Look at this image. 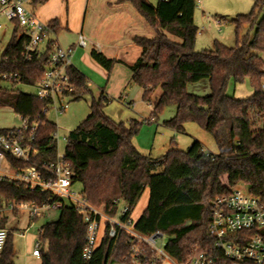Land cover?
<instances>
[{
	"label": "trees",
	"instance_id": "trees-1",
	"mask_svg": "<svg viewBox=\"0 0 264 264\" xmlns=\"http://www.w3.org/2000/svg\"><path fill=\"white\" fill-rule=\"evenodd\" d=\"M45 1L38 0L40 4ZM120 1L130 3L154 30L150 38L133 37L140 53L130 68L131 82L142 89L143 100L150 101L152 91L160 89L150 120L165 106L174 105V115L163 125L183 132L184 124L193 122L212 136L218 152L206 151L197 140L186 150L172 146L159 158L140 152L133 139L141 122L111 120L103 111L110 100L101 92L97 99H91L87 117L65 137L63 157L72 173V184H80L83 201L109 216L117 213L120 203L130 216L147 189L146 206L132 220L136 231L150 234L160 230L168 235L163 250L176 264L187 263L199 251L211 256L215 264H230L208 233L210 205L215 197L239 184L264 205V0H254L249 13L232 19L236 34L242 24L254 30L250 39L237 37L233 47L214 41L212 49L199 51L195 49L198 28L194 24L197 0H157L155 4L148 0ZM48 24L55 30L57 19ZM22 44L23 38L16 40L13 29L0 57V106L39 121L34 140L39 150L36 161L40 166L48 165L55 161L53 133L57 129L45 117L48 102L18 88L36 83L45 54L20 62ZM90 55L107 71L117 61L96 50ZM67 71L75 86L73 99L90 92L83 73L72 66ZM4 73H17L19 81L2 80ZM202 79L208 81V94L187 91L188 83ZM245 79L252 89L248 97L234 98L226 93L230 80L242 83ZM0 201L40 204L49 201V194L1 180ZM83 216L81 208L64 201L57 219L39 227V264H126L127 234L120 232L112 239L105 227L89 258L82 257L86 243ZM0 221L3 227V218ZM0 264H13L10 232Z\"/></svg>",
	"mask_w": 264,
	"mask_h": 264
},
{
	"label": "rangeland",
	"instance_id": "rangeland-1",
	"mask_svg": "<svg viewBox=\"0 0 264 264\" xmlns=\"http://www.w3.org/2000/svg\"><path fill=\"white\" fill-rule=\"evenodd\" d=\"M155 4L157 0H148ZM254 0H197L194 12V24L198 28L195 39V49H212L214 41H218L228 47H233L236 38L250 39L253 29L248 24H242L237 31L232 19L239 14H247L251 11ZM39 5V7H36ZM130 17L126 13L117 10L113 0H46L43 4L32 5L35 16L42 22L50 19H58L59 27L57 36L63 45L75 41L76 34L80 31L91 41H96L103 49L107 58L116 57L126 63H132L139 55L140 48L132 41L133 36L152 37L154 30L149 26L144 17L135 8L127 3ZM259 15L261 10L258 9ZM219 21V23H217ZM2 23L5 31L0 30V57L3 49L10 40L13 25L6 20ZM94 47L89 43L85 48H77L74 52L73 63L83 70L89 81L90 92L82 94L78 99L68 102L67 108L60 113L49 108L45 114L48 121L56 124V152L62 154L66 144L65 137L73 130L89 113V105L92 98L97 99L101 92L109 98V103L103 108L104 113L115 122L127 123L130 120L140 121L141 124L133 139L136 148L149 154L152 158H159L172 146L180 150H186L193 140L199 141L204 149L211 153H217V146L212 136L193 122L184 124V131L178 132L163 125V121L174 115L175 106H165L155 118L150 120L151 111L160 93L157 87L149 96L150 101L142 99V89L131 83V71L125 64H119L118 60L107 71L99 64L91 60V51ZM264 58V54H262ZM79 61H83L79 63ZM129 84L130 91L125 90ZM128 86V87H129ZM24 93H34L31 85H18ZM187 91L199 96L209 93L207 79L188 83ZM252 92L247 79L242 83H234L230 80L227 84L226 93L234 98L248 97ZM121 95H126L123 99ZM148 120V121H147ZM20 124V116L11 107L0 106V129H10ZM241 189L245 185L239 184ZM72 191L79 197L80 184L74 183ZM147 189L142 193L138 203L132 210L130 218L136 219L144 210L147 202ZM3 204V202H1ZM123 207L118 205V210ZM3 214L4 225L13 234L27 230V236L37 231L41 223L53 221L58 217V210H47L36 220H29L26 211H6ZM30 224V226H28ZM19 244L24 239L16 238ZM168 240L164 234L163 242ZM23 247V245H21ZM168 264V263H166Z\"/></svg>",
	"mask_w": 264,
	"mask_h": 264
},
{
	"label": "built area",
	"instance_id": "built-area-1",
	"mask_svg": "<svg viewBox=\"0 0 264 264\" xmlns=\"http://www.w3.org/2000/svg\"><path fill=\"white\" fill-rule=\"evenodd\" d=\"M38 3V0H0V30L5 31L2 21H9L13 29H16V40L23 38L20 62L29 61L33 55L45 54L42 74L33 85L34 94L38 99L47 101L49 108L60 113L67 108L75 92L67 71L72 66L71 58L75 48H85L89 43L97 50L100 46L92 43L82 32L77 34L73 47L62 46L52 27L38 19L31 9L32 5ZM1 78L6 82L19 81L17 73H4ZM38 126L39 121L20 117L17 127L0 131V181L7 180L31 190L47 192L49 201L40 204L16 201L2 204L0 201V214L4 210H24L31 218H35L44 211L58 210L64 201H70L81 208L84 214V259H88L98 246L105 227L107 236L112 239H116L120 232L127 234L128 252L123 257L126 264H162L168 260L163 250L165 242L162 231L141 234L133 228L130 216H126L125 206L117 210L114 216H109L83 201L80 194L76 196L71 189L72 173L63 153L56 152L54 163L41 166L37 163L39 150L34 140ZM53 138L57 140L56 132ZM7 232L0 226V253ZM208 233L214 238V246L230 264H264V205L247 189L243 190L236 185L227 194L212 200ZM39 254L40 243L36 241L32 255L39 258ZM181 264L215 263L206 252L199 251L187 263Z\"/></svg>",
	"mask_w": 264,
	"mask_h": 264
},
{
	"label": "crops",
	"instance_id": "crops-1",
	"mask_svg": "<svg viewBox=\"0 0 264 264\" xmlns=\"http://www.w3.org/2000/svg\"><path fill=\"white\" fill-rule=\"evenodd\" d=\"M113 2H115V4H116V8H117V10H119V11H121V12H128V15L127 16H131L130 15V13H129V10H127L128 9V7H127V3L128 2H126V1H120V0H113ZM41 5V4H40ZM36 7H39V5H37ZM56 19V18H55ZM50 20H52V19H50ZM49 20V21H50ZM57 22H58V26L56 27V29L54 30V33H55V35H56V38H57V40L59 41V36H57V34H56V32H57V29H58V27H59V21H58V19H57ZM81 32V31H80ZM136 36V35H135ZM76 37H77V34H76ZM134 37V36H133ZM75 41H76V39H75ZM75 41H73V42H70V43H64L63 45L60 43V41H59V43L62 45V46H64V47H73L74 46V43H75ZM91 41V40H90ZM132 41H133V39H132ZM92 43H97L96 41H91ZM134 43V42H133ZM98 44V43H97ZM92 46H93V44H91ZM100 46V45H99ZM94 47V46H93ZM77 48H75V50H76ZM75 50H74V52H75ZM94 50H96L97 52H99V53H101L103 56H104V51H103V49H102V47L100 46V48L97 50V49H95V47H94ZM74 52H73V55H74ZM139 53H140V51H139ZM72 55V58H71V64H72V67H75L77 70H79L81 73H83V70L80 68V67H78V66H76L74 63H73V56ZM104 57H106V56H104ZM107 58V57H106ZM137 58V57H136ZM108 59H115V60H118V62H119V64H125L126 65V67H128V69L131 71V66L133 65V63H134V61L132 62V63H126L125 61H122L121 59H117L116 57H114L113 56V58H108ZM91 60L93 61V63H95L96 65H98L97 63H96V61H94L93 59H92V57H91ZM81 62H83V61H79V63H81ZM84 74V73H83ZM85 75V74H84ZM86 76V75H85ZM87 77V76H86ZM130 81H131V79H130ZM87 83H88V86H89V81H87ZM132 83V82H131ZM129 84L130 83H128V84H126V86H125V90L127 91V92H129L130 91V86H129ZM129 86V87H128ZM122 97H123V99H126L127 97H126V95H121ZM73 99V97L70 99V101ZM6 211H9V210H4V211H2L1 212V214H0V218L2 219V218H6L5 216L3 217V214H6L7 212ZM27 213V212H26ZM42 215V214H41ZM40 215V216H41ZM27 216H28V218H29V220H36L38 217H40V216H37V217H35V218H31L30 216H29V214L27 213ZM139 217V216H138ZM137 217V218H138ZM136 218V219H137ZM135 220V219H134ZM5 222V221H4ZM43 223H41L40 225H39V227L42 225ZM28 226H30V224L28 225ZM39 227L37 228V231L35 232V233H33V234H30L29 236H27V230H25L24 232H22V233H16V234H13V233H11L10 231H9V229H7L6 228V226L4 225L3 226V228L4 229H6L8 232H10L11 233V246H12V263L13 264H39V258H37V257H35V256H33L32 255V250L34 249V244H35V242L37 241V233H38V229H39ZM14 236H16V238H21V239H24V241L22 242V243H20L19 244V242L18 241H15L14 240ZM21 245H23V247H21ZM166 263H168V264H176L174 261H172L170 258H168V260H166L165 262H163L162 264H166ZM114 264H121V263H114Z\"/></svg>",
	"mask_w": 264,
	"mask_h": 264
}]
</instances>
